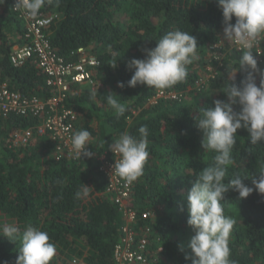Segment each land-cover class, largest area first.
I'll use <instances>...</instances> for the list:
<instances>
[{"label":"trees","instance_id":"1","mask_svg":"<svg viewBox=\"0 0 264 264\" xmlns=\"http://www.w3.org/2000/svg\"><path fill=\"white\" fill-rule=\"evenodd\" d=\"M12 4V0H0V82L46 99L55 90L47 85L37 59L20 68L10 61L13 48L24 44L25 33ZM40 13L54 16L47 34L59 57L76 61L71 54L84 48L99 62L91 72L93 85L72 86V93H80L66 101L78 118L75 132L91 133L88 149L94 156L84 161L59 157L50 135L36 133L29 145L13 146V131L35 129L39 120H0V224L15 222L21 232L28 224L46 231L57 246L52 264H116L114 251L123 240L126 221L122 206L108 192L99 157L107 155L114 161L117 156L107 149L113 138L124 132L139 138L138 128L146 125L149 158L125 204L138 213L130 227L137 239L147 226L152 228L153 260L148 264H191L185 258L191 255L188 243L194 235L187 224V195L197 175L214 163L215 155L202 148L204 134L195 118L200 109L214 107L216 100L229 102L223 90L230 83L228 76L239 71V59L246 50L234 47V39L223 38L217 0H45ZM174 30L193 34L198 41L197 58L187 66V78L163 90L127 87L132 76L128 61L143 59L142 49L155 48L160 38ZM251 51L264 73V40ZM114 57L120 59L115 69L111 67ZM245 77V72H237L234 84L241 87ZM119 82L125 87H118ZM256 82L259 86V74ZM91 89L97 91L94 100ZM159 91L178 98L153 103ZM109 92L126 105L119 118L107 104ZM233 108L240 110L239 105ZM248 136L243 128L237 131L225 183L239 175L251 187L250 179L264 169V142L251 145ZM103 140L105 145L97 149ZM82 184L92 189L87 198L76 199ZM221 203L223 214L235 220L229 237L230 259L236 264H264V195L254 191L241 200L238 192L229 190ZM144 211H152L154 219L143 220ZM19 246V241L0 236V264H16Z\"/></svg>","mask_w":264,"mask_h":264},{"label":"clouds","instance_id":"2","mask_svg":"<svg viewBox=\"0 0 264 264\" xmlns=\"http://www.w3.org/2000/svg\"><path fill=\"white\" fill-rule=\"evenodd\" d=\"M223 15V38L226 41L237 40L246 49L239 59V71L246 77L242 86L234 84V76L229 75L223 93L229 102L216 100L214 107L202 108L195 118L196 127L204 134L202 148L205 153H215L214 163L201 171L187 195L189 219L187 224L193 229L188 247L191 255L186 256L191 264H236L230 259L229 237L235 220L223 214L224 194L229 190L238 192L241 200L249 197L254 191L264 195V169L259 177L253 176L252 186L243 183L239 175L225 183L229 166L233 164L232 149L237 143L236 134L241 128L249 133L251 145L264 142V73L260 72L258 62L251 51L252 42L264 33V0H217ZM45 0H16L15 8L25 15L37 17ZM233 17L236 18L232 23ZM198 41L193 34L181 30L169 31L156 42V47L142 49L143 59L133 58L128 61L127 68L132 72L127 87L135 88L145 85L148 88L163 90L184 81L188 76L187 66L197 58ZM120 60V59H119ZM115 57L111 65L118 67ZM260 75L257 86L256 75ZM118 87L124 88L125 83L119 82ZM106 96L107 104L113 115L119 118L127 111L125 103H121L115 93ZM90 98L95 99L96 89L90 90ZM233 105H239L234 111ZM139 138L128 132L113 138L107 145L115 156L112 175L121 178L126 184L135 182L143 175L145 163L149 158L148 128H138ZM91 133L79 130L71 137V147L77 160L93 158L94 153L88 149ZM105 145L101 141L97 149ZM60 183V181H58ZM90 187L82 184L75 193L76 199L87 198ZM0 236L10 242L19 241L16 264H52L57 253V246L51 242L49 234L26 225L24 230L15 222L0 224ZM183 251V246H181Z\"/></svg>","mask_w":264,"mask_h":264},{"label":"built area","instance_id":"3","mask_svg":"<svg viewBox=\"0 0 264 264\" xmlns=\"http://www.w3.org/2000/svg\"><path fill=\"white\" fill-rule=\"evenodd\" d=\"M13 12L25 24L23 37L24 44L15 46L10 56L12 65L20 68L28 61L36 58L37 66L46 76V82L55 92L52 96L43 99L37 95L29 96L19 91L12 90L8 83L0 82V120L11 117H31L38 119L39 123L35 129H16L11 135L13 146H27L32 140L34 133L39 136L50 135L52 141L57 145L59 157L66 156L75 158L71 147V137L76 130L78 118L75 112L68 108L66 101L68 96L78 95L80 91L73 92L72 86L79 88L93 85L91 78L92 69L99 66L98 60L80 48L71 56L77 57L76 61H69L59 57L52 48L49 41L47 29L52 25L54 16H46L40 13L33 18L24 14L22 10L16 9V0H12ZM264 36L259 35L253 42L252 47L263 42ZM234 47L239 50L244 48L237 40H233ZM211 71L213 69H210ZM214 74L215 72L212 71ZM177 99L178 95L159 91L156 98ZM119 156L117 155V158ZM100 170L108 178V192L114 197L115 203L122 206L126 224L123 226L124 237L114 251L116 264H148L153 260V251L150 248L152 228L147 226L142 237L137 239V233L130 227L138 220V213L125 207L126 201L132 192V183L126 184L121 178L112 175L114 161L109 160L107 155L99 157ZM143 220L152 221L155 214L152 211H144Z\"/></svg>","mask_w":264,"mask_h":264},{"label":"rangeland","instance_id":"4","mask_svg":"<svg viewBox=\"0 0 264 264\" xmlns=\"http://www.w3.org/2000/svg\"><path fill=\"white\" fill-rule=\"evenodd\" d=\"M203 82H205V81H203Z\"/></svg>","mask_w":264,"mask_h":264}]
</instances>
